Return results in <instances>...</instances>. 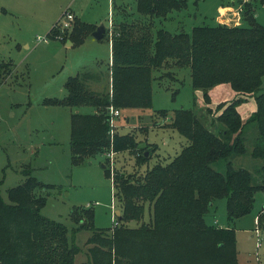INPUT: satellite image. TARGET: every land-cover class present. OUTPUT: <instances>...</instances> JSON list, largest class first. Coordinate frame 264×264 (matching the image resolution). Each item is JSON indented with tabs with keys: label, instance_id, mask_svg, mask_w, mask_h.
I'll list each match as a JSON object with an SVG mask.
<instances>
[{
	"label": "trees",
	"instance_id": "16d2710c",
	"mask_svg": "<svg viewBox=\"0 0 264 264\" xmlns=\"http://www.w3.org/2000/svg\"><path fill=\"white\" fill-rule=\"evenodd\" d=\"M256 1L241 2L244 25L218 22L172 32L157 23L186 8L188 0H136V16L120 21L109 36L110 87L91 89L89 81H97L99 74L84 66L67 79L66 96L44 100L94 108L71 115L73 161L82 162L104 149L132 150L136 160L147 158L146 153L138 154L134 133L111 132L110 108L151 106L154 68L170 61L190 68L194 89L203 91L204 111L182 107L171 115L170 125L188 139L173 159L140 176L113 175L122 210L109 231L94 225L93 209L84 211L89 222L73 214L79 226L71 232L65 223L43 215L47 200L43 190L53 184L31 171L26 170L24 181L9 189V201L2 196L0 177V264H76L82 247L74 236L81 229L91 230L87 238L91 246L89 260L80 264H238L235 227L209 224L206 215L215 199L226 198L227 216L233 222L250 213L256 194L264 193V24L255 17ZM96 27L75 18L70 38L82 41ZM12 71V62L0 61V81ZM221 84L235 91L234 98L210 105L211 90ZM251 97L256 109L243 117L238 107ZM161 114L168 116L169 111L163 109ZM251 128L254 133L248 136ZM246 153L263 164L254 171L234 165L233 159ZM220 160L225 161L223 171L213 167ZM146 202L150 220L131 226V221L143 220ZM257 219L264 228V205Z\"/></svg>",
	"mask_w": 264,
	"mask_h": 264
},
{
	"label": "rangeland",
	"instance_id": "374dc122",
	"mask_svg": "<svg viewBox=\"0 0 264 264\" xmlns=\"http://www.w3.org/2000/svg\"><path fill=\"white\" fill-rule=\"evenodd\" d=\"M229 1L233 2L229 5L240 14H236L238 18L234 19L235 15L231 13V18L221 23L246 24L242 18L244 5L241 2L250 3L251 0ZM227 2L201 0L195 4L188 0L186 8L174 10L168 18L158 21L157 26L176 32L181 29L190 31L196 25H215L220 22L218 17L223 15L220 7ZM71 7L89 23H104L107 34L101 39L89 34L82 41L67 46V40L73 41L70 34L76 18ZM135 7L136 0H114V5L113 0H0V61L13 63V71L0 81L1 193L9 201V189L24 181L26 170L31 171L42 182L53 184V187L43 190L47 200L41 209L42 214L65 223L70 232L73 226H79L76 219L72 220L73 214L77 219L86 218L83 222L90 221L84 216L87 208L94 210L93 222L97 228L111 230L118 222L115 211L120 209L121 213L122 210L113 175L124 172L140 176L148 168L173 159L188 139L170 125L171 115L182 107L204 111L203 91L194 89L190 68L170 61L163 67L154 68L152 105L123 108L121 115L113 120L114 130L136 135L138 154L146 153L147 158L136 160L139 157L132 150L112 152L104 149L85 157L82 162L73 161L71 115L76 111L90 112L94 108L89 105L48 104L44 100L66 96V81L81 66L101 75V78L97 76V81H89L91 89L107 90L110 87L107 72L112 42L109 35L121 20L130 21L136 16ZM2 8L6 12L1 11ZM68 11L74 14V18L69 26H64L58 20H62ZM255 17L264 24V2L260 0L255 2ZM227 86L229 99H232L235 91ZM214 104L212 101L210 105ZM163 109L169 111L168 116L161 114ZM241 111L243 117L252 112L248 105L242 106ZM253 133L251 128L248 136ZM248 144L251 150V143ZM233 163L254 171L263 164V160L246 153L234 158ZM213 167L223 171L225 161L213 163ZM263 205L264 193L258 192L252 211L230 222L226 198H217L206 215L209 224L235 227L238 264H264V232H255L257 226L263 227L262 223L257 224V215ZM145 211L143 220H133L130 225L149 221L152 212L147 202ZM90 234L91 230L81 229L74 236L76 244L82 247L76 255V264L89 260L88 247L91 244L87 243V238ZM70 237L73 238L71 234ZM258 239L262 241L260 246Z\"/></svg>",
	"mask_w": 264,
	"mask_h": 264
},
{
	"label": "crops",
	"instance_id": "0c3cea01",
	"mask_svg": "<svg viewBox=\"0 0 264 264\" xmlns=\"http://www.w3.org/2000/svg\"><path fill=\"white\" fill-rule=\"evenodd\" d=\"M113 5H114V0H113ZM224 6H221L220 7V10L222 11V16L218 17V21L222 22L223 20H229L231 17L229 16V14L233 13L235 15L234 19H237L238 16H236V14L238 13V11H236V8H234L233 6L229 5V2L223 4ZM70 10H72L74 13H75V16L76 18H79L81 20H83L80 15L77 13V10L75 8H70ZM240 10V9H238ZM1 11H4L6 12V10L4 8H2ZM225 14V16H224ZM239 14H240V11H239ZM238 14V15H239ZM85 21V20H83ZM123 21V20H121ZM87 22V21H86ZM98 25V24H96ZM106 33V32H105ZM92 35V34H91ZM105 35V34H104ZM93 36V35H92ZM110 36V35H109ZM66 45L67 46H72L74 45V41H70V40H67L66 41ZM112 49V48H111ZM112 62V57H111V60L109 61V65L111 64ZM84 67V66H81V68ZM80 68V69H81ZM228 86L227 84H221V85H218L216 87H214V89L211 90V97H212V101L216 104L222 100H227L229 99L230 97V92H228ZM214 104V105H215ZM255 104V109H256V101H255V98L251 97L249 98L248 100H246L245 102H243L242 104L239 105V111H241V107L244 106V105H248V108L250 109V111H254L255 109H253V105ZM243 115V113H241ZM247 116L250 115L249 114H246ZM244 116V115H243Z\"/></svg>",
	"mask_w": 264,
	"mask_h": 264
},
{
	"label": "built area",
	"instance_id": "2783aa9c",
	"mask_svg": "<svg viewBox=\"0 0 264 264\" xmlns=\"http://www.w3.org/2000/svg\"><path fill=\"white\" fill-rule=\"evenodd\" d=\"M239 14V12L237 13V15ZM63 15H64V12H63ZM62 18V17H61ZM73 18H74V14L72 13V12H70V11H68L66 14H65V16H64V18H62V20H59L64 26H69V24H70V22L73 20ZM110 112H111V119H110V123H111V125H112V133L114 132V122H113V120L115 119V118H117L118 116H120L121 115V111H120V109H117V108H114V107H111L110 108ZM112 151V150H111ZM112 152H114V151H112ZM258 219H257V224H258ZM259 225V224H258ZM257 229L255 230V232L256 233H259V234H262L263 232H264V228L262 227V228H259V226H257L256 227ZM261 243H262V241H261V239H258V246H260L261 245Z\"/></svg>",
	"mask_w": 264,
	"mask_h": 264
},
{
	"label": "water",
	"instance_id": "95a60500",
	"mask_svg": "<svg viewBox=\"0 0 264 264\" xmlns=\"http://www.w3.org/2000/svg\"><path fill=\"white\" fill-rule=\"evenodd\" d=\"M106 30H107V28H106L105 24L101 23V24L97 25L96 29L92 32V35L97 39H101L104 36ZM103 166H105V165L103 164ZM115 213L117 215H119L120 209H117L115 211Z\"/></svg>",
	"mask_w": 264,
	"mask_h": 264
}]
</instances>
